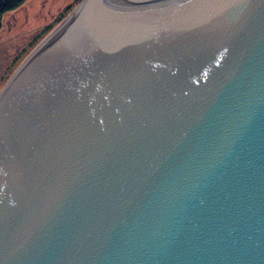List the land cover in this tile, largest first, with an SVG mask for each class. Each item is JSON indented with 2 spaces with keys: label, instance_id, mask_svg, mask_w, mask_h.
<instances>
[{
  "label": "water",
  "instance_id": "obj_1",
  "mask_svg": "<svg viewBox=\"0 0 264 264\" xmlns=\"http://www.w3.org/2000/svg\"><path fill=\"white\" fill-rule=\"evenodd\" d=\"M0 264H264V0H81L0 89Z\"/></svg>",
  "mask_w": 264,
  "mask_h": 264
},
{
  "label": "rangeland",
  "instance_id": "obj_2",
  "mask_svg": "<svg viewBox=\"0 0 264 264\" xmlns=\"http://www.w3.org/2000/svg\"><path fill=\"white\" fill-rule=\"evenodd\" d=\"M81 0H26L6 12L0 28V89L27 56Z\"/></svg>",
  "mask_w": 264,
  "mask_h": 264
},
{
  "label": "trees",
  "instance_id": "obj_3",
  "mask_svg": "<svg viewBox=\"0 0 264 264\" xmlns=\"http://www.w3.org/2000/svg\"><path fill=\"white\" fill-rule=\"evenodd\" d=\"M26 0H0V28L3 15L19 7Z\"/></svg>",
  "mask_w": 264,
  "mask_h": 264
}]
</instances>
